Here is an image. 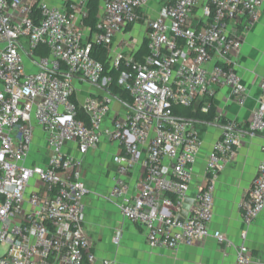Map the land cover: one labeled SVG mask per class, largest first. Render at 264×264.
<instances>
[{"label": "built area", "instance_id": "built-area-1", "mask_svg": "<svg viewBox=\"0 0 264 264\" xmlns=\"http://www.w3.org/2000/svg\"><path fill=\"white\" fill-rule=\"evenodd\" d=\"M58 1L0 0V264L97 261L83 224L89 188L82 165L103 139L116 149L108 196L142 226L150 248L193 246L209 235L234 246L210 229L215 183L244 133L264 137V79L246 123L215 109L211 118L195 115H208L223 87L245 104L236 58L264 0H168L142 18L144 51L125 34L152 0H101L94 30L84 24L86 0ZM79 82L98 92L77 102ZM196 123L220 128L200 173ZM237 208L245 226L263 211L264 160ZM246 237L244 230L235 246L238 264L253 262ZM120 239L118 232L112 241Z\"/></svg>", "mask_w": 264, "mask_h": 264}, {"label": "crops", "instance_id": "crops-1", "mask_svg": "<svg viewBox=\"0 0 264 264\" xmlns=\"http://www.w3.org/2000/svg\"><path fill=\"white\" fill-rule=\"evenodd\" d=\"M59 5L58 0H48ZM88 2V0H86ZM168 0H152L140 12L141 19L126 30V37L144 42V24L142 18L156 14L160 5ZM102 3L99 0V5ZM119 37L116 38V41ZM236 72L248 89V98L243 106L237 105L229 95L227 87L221 88L213 100V106L224 119L246 123L252 119L261 94L258 82L264 79V3L261 7L259 21L249 29L236 58ZM98 92L94 87L79 82L75 100L83 101L87 96ZM113 110H122L118 102L112 104ZM195 167L200 173L206 156L219 137L220 128L208 126ZM264 137L257 133H244L235 158L222 171L215 183L213 219L211 231H221L233 242L226 247L209 235L203 242L193 246H180L177 249L155 248L146 244L145 231L142 226L126 220L119 212L117 204L109 198L112 187L111 162L115 147L106 139L94 150L83 157L82 177L89 188L85 197L83 224L92 243V251L97 257L94 264H101L107 259L114 264H238L236 248L241 242V232L246 231V244L253 255L251 264L264 262V209L248 226L240 217L237 204L249 189L256 175L258 165L264 160ZM120 233L119 244L112 241Z\"/></svg>", "mask_w": 264, "mask_h": 264}, {"label": "trees", "instance_id": "trees-1", "mask_svg": "<svg viewBox=\"0 0 264 264\" xmlns=\"http://www.w3.org/2000/svg\"><path fill=\"white\" fill-rule=\"evenodd\" d=\"M87 10H88V15L86 17V19L84 20V24L85 26L90 27L92 30L95 29V25L97 22V15H98V11H99V0H88L87 2ZM128 29H130L131 27H127ZM145 41L142 44V50L144 51L145 49ZM40 54L44 55L46 54V51L43 49L42 52H40ZM94 56L100 60H103L105 58V52L103 51L102 48H97V50L94 52ZM112 75L114 76V78L116 79L119 75V71H112L111 72ZM119 93L120 96L122 98H126L127 94L124 92H120L119 90H116V94ZM214 113V107L211 108L210 112L208 115L202 116L200 114H196L195 117L198 118H211V116Z\"/></svg>", "mask_w": 264, "mask_h": 264}, {"label": "rangeland", "instance_id": "rangeland-1", "mask_svg": "<svg viewBox=\"0 0 264 264\" xmlns=\"http://www.w3.org/2000/svg\"><path fill=\"white\" fill-rule=\"evenodd\" d=\"M178 111L182 115H189L192 112V108L179 107ZM196 126L198 128V131H199L201 137L203 138L204 135L206 134V131L208 128L207 125L203 124V123H196Z\"/></svg>", "mask_w": 264, "mask_h": 264}, {"label": "water", "instance_id": "water-1", "mask_svg": "<svg viewBox=\"0 0 264 264\" xmlns=\"http://www.w3.org/2000/svg\"><path fill=\"white\" fill-rule=\"evenodd\" d=\"M190 203H191V199L188 198L185 200V203L183 205V210L181 211V215L184 216L186 214V211H187Z\"/></svg>", "mask_w": 264, "mask_h": 264}]
</instances>
